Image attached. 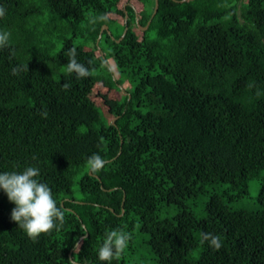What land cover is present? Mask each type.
Returning a JSON list of instances; mask_svg holds the SVG:
<instances>
[{
    "label": "trees",
    "instance_id": "16d2710c",
    "mask_svg": "<svg viewBox=\"0 0 264 264\" xmlns=\"http://www.w3.org/2000/svg\"><path fill=\"white\" fill-rule=\"evenodd\" d=\"M0 5V172L37 167L66 210L32 240L0 189V264H264V0H158L152 16L154 0ZM72 47L89 77L65 71ZM113 229L132 239L100 261Z\"/></svg>",
    "mask_w": 264,
    "mask_h": 264
},
{
    "label": "clouds",
    "instance_id": "9594fccd",
    "mask_svg": "<svg viewBox=\"0 0 264 264\" xmlns=\"http://www.w3.org/2000/svg\"><path fill=\"white\" fill-rule=\"evenodd\" d=\"M5 15L6 9L0 5V18ZM106 19L105 16L93 17L90 22L94 24L97 20L104 21ZM9 37V32L0 31V49L8 47ZM67 56L68 61L65 71L69 76H74L75 79L80 80L91 75L89 68L78 62L75 47L68 49ZM22 70L25 69L20 66L14 67L12 73L15 75ZM26 70H28L27 66ZM70 87V82L62 85V89L65 91ZM249 87H252V85H249ZM40 114L44 118L47 117L46 111ZM105 164L106 161L98 154H92L87 159V167L91 173L101 171ZM39 174V169L34 166H28L20 172H0V189H3L8 200L15 204V207L11 210L10 218L32 240H36L43 233H49L65 222L66 210L57 206V201L53 198L48 185L36 179ZM131 239L132 234L123 229L108 231L98 249V259L107 262L119 259ZM205 241L214 250L218 251L222 247L220 237L211 233H201V243Z\"/></svg>",
    "mask_w": 264,
    "mask_h": 264
},
{
    "label": "rangeland",
    "instance_id": "374dc122",
    "mask_svg": "<svg viewBox=\"0 0 264 264\" xmlns=\"http://www.w3.org/2000/svg\"><path fill=\"white\" fill-rule=\"evenodd\" d=\"M124 5H125V3H124ZM148 5L151 7V3H149ZM137 18H138V16H137ZM141 26H143V25H141ZM112 65H113V63H112ZM113 69H115V68L113 67ZM114 77H115V74H113V78ZM119 86H120L119 89L121 91H118V95H120V96L124 95L125 92L130 88V84H129V82L126 79H124V82L122 84H120ZM112 120H113V118H112ZM261 175H262V177H264V169L261 171ZM259 182H260V179H257V180L256 179L255 180L252 179V180L249 181L248 195H247V197L245 199L253 207L256 205L255 198H256V196L258 194ZM141 250H144V249H141ZM147 255L148 254H146V253H141L140 255H137V257H138V259L144 261L145 258L147 257Z\"/></svg>",
    "mask_w": 264,
    "mask_h": 264
},
{
    "label": "water",
    "instance_id": "95a60500",
    "mask_svg": "<svg viewBox=\"0 0 264 264\" xmlns=\"http://www.w3.org/2000/svg\"><path fill=\"white\" fill-rule=\"evenodd\" d=\"M178 1H184V0H178ZM157 6H158V0H154V8H153V12H152L151 16L155 13V11H156V9H157ZM124 12H125V18H124V20H126V18H127V12H126V10H124ZM135 20H136V22H138L137 15H135ZM149 21H150V20H148V21L146 22V24L143 25V26L138 25V27L141 28V29H146L147 26H148V24H149ZM126 28H127V27H124L123 32H122L121 35L117 38V40H119V39L124 35V33H125V31H126ZM104 29H106V30L109 32V29H108L107 24H102V25H101V28H100V30H99V34H98L97 39H96V43L98 42V40H99V38H100V36H101V33H102V31H103ZM113 119H114V118H113ZM118 153H119V152H118ZM122 210H123V209H122ZM122 210H121V211H122ZM86 235H87V232H85L82 236H80V239L83 238V237H85Z\"/></svg>",
    "mask_w": 264,
    "mask_h": 264
}]
</instances>
